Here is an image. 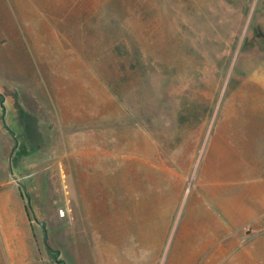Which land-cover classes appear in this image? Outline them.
Returning a JSON list of instances; mask_svg holds the SVG:
<instances>
[{"label": "rangeland", "instance_id": "1", "mask_svg": "<svg viewBox=\"0 0 264 264\" xmlns=\"http://www.w3.org/2000/svg\"><path fill=\"white\" fill-rule=\"evenodd\" d=\"M263 190L264 0H0V264H264Z\"/></svg>", "mask_w": 264, "mask_h": 264}, {"label": "crops", "instance_id": "2", "mask_svg": "<svg viewBox=\"0 0 264 264\" xmlns=\"http://www.w3.org/2000/svg\"><path fill=\"white\" fill-rule=\"evenodd\" d=\"M216 200L223 210L222 218H226L232 228H240L245 224L256 222L264 213V190L260 191L255 196L252 194L251 198H246V203L243 206H240L238 203L239 200L237 201V199L234 198H232L233 203L230 205L231 207L225 206L224 200L221 202L217 197Z\"/></svg>", "mask_w": 264, "mask_h": 264}]
</instances>
